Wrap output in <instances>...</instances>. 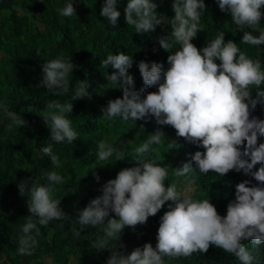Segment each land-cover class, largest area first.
Returning <instances> with one entry per match:
<instances>
[{"label":"clouds","instance_id":"9594fccd","mask_svg":"<svg viewBox=\"0 0 264 264\" xmlns=\"http://www.w3.org/2000/svg\"><path fill=\"white\" fill-rule=\"evenodd\" d=\"M219 10L230 13L235 26L234 33L242 32L240 42L250 46L264 45V0H216ZM118 0H103L100 15L109 25L118 24L120 11ZM174 16L169 18L159 13L156 0H128L124 18L135 33L156 31L157 26H171V31L158 36L157 42L168 52L167 65L141 60L138 69L144 87H135L129 69L132 55L120 51L109 54L101 66L114 71L106 73L105 88L119 89L121 97L110 99L102 109V115L124 123H136L154 119L160 127L135 148L134 166L119 170L115 178L103 184L101 194L92 198L78 210L72 228L74 238L91 227L99 228L103 235L91 242L97 251L109 250L106 264H165V260L189 259L193 254H205L210 246L222 249L236 257L239 264H254L256 257L246 246L253 248L264 244V119L253 115L257 106L264 107V69L259 59H252L233 40L225 42V32L198 48L192 41L204 31L201 18L207 11L205 0H172ZM61 17L77 16L74 0L57 9ZM258 32L259 35H254ZM36 55L40 56L37 49ZM219 61V63H217ZM76 64L71 56H58L42 64L43 86L54 96L69 94V76ZM87 79L78 80L68 102L53 100L46 104L44 123L50 129V138L56 143L72 144L79 134L72 127L68 114L73 112V101L91 99ZM155 87L156 91H148ZM255 92V95H253ZM4 118L11 121L5 126L7 132L13 128L27 127L28 121L0 103ZM164 126L175 129L176 137L202 148L191 155L190 160L172 168L175 177L190 178L194 173L207 176L209 172L223 177L230 171L243 172L257 182L243 180L235 185V198L227 204L226 215L218 213L209 199H194L192 195L178 190L177 184H167L169 169L157 163L151 154L154 146L167 142L168 151L178 147L177 140L167 138ZM167 151V152H168ZM41 152L50 158L56 168L61 167L59 157L51 144ZM97 160L100 165L115 164L125 160V155L115 144L101 140L97 145ZM257 165L259 167L257 168ZM97 167V166H96ZM96 181L100 176L95 172ZM47 183L31 176L22 179L17 187L21 196H27L30 213L25 217L18 237L17 253L32 256L39 246L37 237L41 226L53 221H69L62 208V196L57 197V186L66 183L65 177L56 171L42 174ZM167 203V211L160 217L156 234V245L146 242L130 253L120 243L126 227L135 230L147 223ZM59 227L63 228L61 223Z\"/></svg>","mask_w":264,"mask_h":264},{"label":"trees","instance_id":"16d2710c","mask_svg":"<svg viewBox=\"0 0 264 264\" xmlns=\"http://www.w3.org/2000/svg\"><path fill=\"white\" fill-rule=\"evenodd\" d=\"M69 0H0V103H6L10 110L19 113L28 121L27 127L13 128L11 132L5 126L11 121L4 118L0 111V264H106L109 250L97 251L90 247L91 242L103 235L99 228H87L80 238H74L72 228L78 210L101 194V187L107 180L115 178L117 172L125 167L134 166L135 148L142 144L157 127L154 119L124 123L120 118L108 120L102 115L110 99L122 96L119 89L105 88L106 73L114 69H104L102 61L109 54L123 51L132 55L134 63L130 74L135 80L137 90L144 87L138 62L156 61L167 65L168 52L160 48L157 37L171 31V26H157L152 33L137 34L133 26H128L124 18V9L128 0H118L117 8L121 13L117 26L109 25L100 15L103 0H74L77 16L61 17L57 9L65 6ZM157 11L169 18L174 16L172 0H156ZM207 11L201 18L204 31L198 33L193 43L198 48L206 46L216 35L224 31L225 42L233 40L252 59L261 61L264 69V45L260 47L242 44L243 33H234L230 13L219 10L216 0H205ZM264 11V8H262ZM264 27V18L261 20ZM259 35L258 32H253ZM37 49L40 56L36 55ZM71 56L76 64L73 75L69 76L70 91L63 96H54L42 85V64L58 56ZM219 63V61H217ZM87 79L88 91L92 98L73 101V112L68 114L72 127L79 138L72 144L66 141L56 143L50 138V129L41 117L47 103L56 100L68 102L78 80ZM155 87L148 91H156ZM255 95V92H253ZM253 115L264 119V107L257 106ZM162 130L167 138L177 140L178 147L168 151L167 142L163 146H154L157 152L151 154L158 164L168 167L167 184L188 180L193 189L187 194L194 199H209L219 214L226 215L227 204L235 198V185L243 180L257 182L243 172L230 171L223 177L213 172L207 176L194 173L190 178L175 177L172 168L190 160L195 151H203L195 145L176 137L175 129L164 126ZM120 137H126L130 146L125 150V160L115 164H104L97 160V145L103 140L115 144ZM259 142H264V137ZM51 144L53 152L61 162L56 168L50 158L44 156L41 149ZM168 151V152H167ZM97 166V167H96ZM100 176L96 181L93 171ZM259 165H257V168ZM56 171L65 177L66 183L57 186L55 195L62 196L61 208L71 216L69 221H53L47 227L41 226L37 237L39 246L32 256L17 253L18 237L25 217L30 213L27 208V196H21L18 183L29 176L47 183L42 173ZM179 190V188H178ZM167 211V203L154 217H149L144 225L135 230L126 227L120 243L126 245L130 253L135 247L146 242L156 245V234L160 217ZM63 223L64 227L59 225ZM246 246L256 257L254 264H264V244L253 248L251 242ZM165 264H239L236 257L222 249L210 246L205 254H193L189 259L165 260Z\"/></svg>","mask_w":264,"mask_h":264},{"label":"rangeland","instance_id":"374dc122","mask_svg":"<svg viewBox=\"0 0 264 264\" xmlns=\"http://www.w3.org/2000/svg\"><path fill=\"white\" fill-rule=\"evenodd\" d=\"M115 145L120 151L124 153L125 150L128 149V147L130 146V142L126 137H120L118 141L115 143ZM178 188L179 190L183 191L185 194H187L193 189L191 182L188 180H184L180 182Z\"/></svg>","mask_w":264,"mask_h":264}]
</instances>
